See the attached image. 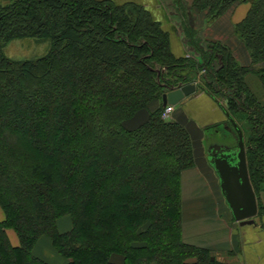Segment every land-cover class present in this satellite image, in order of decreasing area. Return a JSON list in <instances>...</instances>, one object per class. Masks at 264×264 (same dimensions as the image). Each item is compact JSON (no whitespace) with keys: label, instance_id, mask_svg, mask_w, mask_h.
<instances>
[{"label":"trees","instance_id":"obj_1","mask_svg":"<svg viewBox=\"0 0 264 264\" xmlns=\"http://www.w3.org/2000/svg\"><path fill=\"white\" fill-rule=\"evenodd\" d=\"M242 1L251 7L235 32L249 51V66L218 41L203 46L190 26L186 34L198 57H175L168 32L136 3L0 4V264H50L33 253L43 236L64 264H215L209 249L182 236L181 174L195 161L189 131L162 117L163 102L139 127L125 122L162 100L163 84L194 81L219 102L223 94L244 138L247 132L258 198L264 191V105L246 77L254 73L264 88V0H194V6L212 22ZM26 36L49 39L48 53L15 60L1 50ZM156 68L165 71L158 75ZM239 113L250 127L238 122ZM225 125L233 128L229 119ZM141 183L154 190H139ZM65 216L71 228L61 231Z\"/></svg>","mask_w":264,"mask_h":264},{"label":"crops","instance_id":"obj_2","mask_svg":"<svg viewBox=\"0 0 264 264\" xmlns=\"http://www.w3.org/2000/svg\"><path fill=\"white\" fill-rule=\"evenodd\" d=\"M111 1L116 4L136 3L144 6L168 32L171 51L177 58L189 55L198 57L186 34V28L190 26L196 30L197 38L203 42V46L210 41H218L231 48L241 65L251 64L249 51L235 32L236 25L246 18L250 10L251 3L249 2H236L227 12L212 22H208L207 11L194 6V0ZM246 81L264 105V88L259 77L254 73H249ZM162 102V100H156L149 105V108L139 110L125 122V126L129 129L139 127L149 119L150 111L155 110ZM170 116L187 128L194 147L198 143L201 144L204 163L207 165V167L202 165V171L212 172L221 195L219 201L215 203L213 200H205L209 197L207 193L209 190L207 192L190 191L182 185L184 242L209 249L211 254L216 256H213V260L217 264H264V216L254 218V223L251 224H242L233 218L222 194L219 177L208 159L206 130L224 122L226 119L224 110L211 95L197 90L193 95L183 99L179 106H175ZM197 166L196 161L195 165L183 171H195ZM4 219L5 213L0 206V222ZM58 227L61 231L69 230L71 219L68 216L62 217L58 221ZM33 253L50 264H64L65 262V258L55 250L51 240L47 237L39 239L33 248ZM114 260L123 261L122 257H116Z\"/></svg>","mask_w":264,"mask_h":264},{"label":"water","instance_id":"obj_3","mask_svg":"<svg viewBox=\"0 0 264 264\" xmlns=\"http://www.w3.org/2000/svg\"><path fill=\"white\" fill-rule=\"evenodd\" d=\"M156 70L159 75L165 71V68L162 70L156 68ZM163 85L166 88V91L162 95L163 104H172L177 107L183 99L193 95L197 91L200 83L179 81L176 84ZM218 103L236 131L237 145L231 147V145L225 143L231 149L228 153H210L207 145L208 159L219 177L222 194L231 210L233 218L242 224H251L254 223V217L258 214L259 206L258 198L250 178L243 130L227 111L224 104L219 101Z\"/></svg>","mask_w":264,"mask_h":264},{"label":"rangeland","instance_id":"obj_4","mask_svg":"<svg viewBox=\"0 0 264 264\" xmlns=\"http://www.w3.org/2000/svg\"><path fill=\"white\" fill-rule=\"evenodd\" d=\"M9 2H10V0H0V4H7ZM50 46H51L50 40L47 38H41V37H37V36H26V37L13 38V39L5 42L2 45L1 50L4 52L5 55H7L8 57L13 58L15 60H27V59H36V58H39V57L46 55L50 49ZM205 72H206L205 70L199 71V74H197V80L201 81V79H202L201 75H204ZM66 78L67 77L63 76L62 79L67 80ZM203 83H204V80H203ZM198 91H200V90H198ZM220 99L222 100V102L224 104L227 103V98L223 94L220 96ZM165 119L173 120V118L171 116H168ZM236 119L243 126V128L244 127L245 128L250 127L249 125H251V124H248L249 123L248 117L244 114H241V113L237 114ZM223 124H224V122L220 123L219 126L216 125V126L209 128L208 130H206V134H208V137H207L208 143L211 144L213 142H216V143H228V144H230V143H233L234 140L237 139V134H236V132H234L233 128H231V130L234 133L232 135L228 131V128L225 127ZM245 130L246 129H244V131ZM199 135H201L200 131H199ZM190 137H191V135H190ZM245 139L246 140L248 139L246 131H245ZM191 141H192L193 155H194V160H195L194 165H195V162L197 161L198 166H197L195 171H182L181 188H182V185H184V187L186 186L187 189H189L190 191H194V190L197 191L198 190L199 192L200 191H206L207 192L209 190V192H207L209 194V197L206 198L205 200H208V201L213 200V201H215V203H217V201H219V197H221L220 192L218 191L217 180L213 176L211 171H202V169H203L202 165L204 167H207V165L204 163L205 160L203 158L204 155H203V150L201 148V144L198 143V145H196L194 147L192 137H191ZM137 171H139V170H137ZM137 174H139V172H137ZM146 179H147L146 180V182H147L149 178L146 176ZM160 183L161 182H158V184H160ZM126 184H127V182L123 181V182L119 183V187H117V188H124V186ZM161 184H160V186H161ZM152 185L153 184H147V183L142 184L141 183L139 190H147V191L154 190ZM211 186L214 188L212 189ZM115 188H113V189H115ZM119 190L120 189H117L116 191H119ZM257 194H258V204L264 205V191H259ZM261 216H264V209H262L261 211H260V209H258V214L254 218H258ZM8 234H9V237L11 239V242L14 245H18L19 244V238H18L16 232L13 229H8ZM43 237H47V236H43ZM47 238H49V237H47ZM197 247H199V246H197ZM199 248H202V247H199ZM210 254H211V252H210ZM212 256H214V254ZM214 257H216V256H214ZM214 257H212V261H213ZM191 261H194V260H191ZM215 264H217L216 261H215Z\"/></svg>","mask_w":264,"mask_h":264},{"label":"flooded vegetation","instance_id":"obj_5","mask_svg":"<svg viewBox=\"0 0 264 264\" xmlns=\"http://www.w3.org/2000/svg\"><path fill=\"white\" fill-rule=\"evenodd\" d=\"M226 121H227V118L224 120V124H223L225 127H226V125H225V122ZM228 131L232 135L234 134L233 131L231 129H229V128H228ZM234 132H235V130H234ZM207 137H208V134L206 135V139H207ZM244 141H245V138H244ZM206 142H207V140H206ZM207 144H208V150L210 151V153H216V152H219V153H228L229 150H231L229 148L230 146H227L225 143H216V142H213V143L210 144V143L207 142ZM229 145H231V147L236 146L237 145L236 140H234V142L233 143H230ZM226 146H227V148H226ZM245 146H247L246 145V142H245ZM246 149H247V147H246Z\"/></svg>","mask_w":264,"mask_h":264},{"label":"built area","instance_id":"obj_6","mask_svg":"<svg viewBox=\"0 0 264 264\" xmlns=\"http://www.w3.org/2000/svg\"><path fill=\"white\" fill-rule=\"evenodd\" d=\"M175 106L172 104H167L162 112V117L166 118L171 115V113L174 111Z\"/></svg>","mask_w":264,"mask_h":264}]
</instances>
